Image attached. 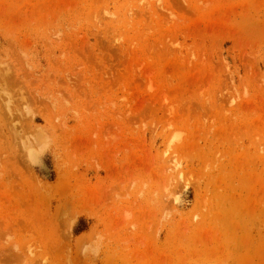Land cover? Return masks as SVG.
<instances>
[{"label": "rangeland", "instance_id": "rangeland-1", "mask_svg": "<svg viewBox=\"0 0 264 264\" xmlns=\"http://www.w3.org/2000/svg\"><path fill=\"white\" fill-rule=\"evenodd\" d=\"M0 264H264V0H0Z\"/></svg>", "mask_w": 264, "mask_h": 264}]
</instances>
